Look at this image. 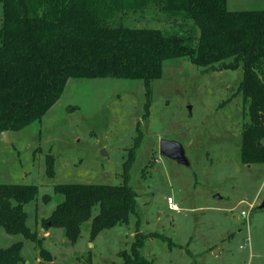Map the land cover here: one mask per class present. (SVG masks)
<instances>
[{
    "label": "rangeland",
    "instance_id": "374dc122",
    "mask_svg": "<svg viewBox=\"0 0 264 264\" xmlns=\"http://www.w3.org/2000/svg\"><path fill=\"white\" fill-rule=\"evenodd\" d=\"M228 5L231 11L264 10V0ZM148 17L125 23L162 28ZM2 23L0 3V29ZM243 76V68L203 72L187 57L167 60L163 77L153 83L149 114L143 80L70 79L42 121L10 132L9 140L0 134V184L38 187L25 210L28 226L42 235L43 221L65 200L56 186L123 184L124 164L139 141L129 173L138 213L93 242L92 220L75 244L63 229H46L42 248L55 257L53 263L36 242L4 228L0 248L23 242L20 264H86L89 257L95 264H123L121 253L131 251L138 230L167 238H149L142 250L156 264H264V164L241 159L249 122L239 92ZM163 141L181 144L189 165L163 156ZM49 155L56 158L52 178ZM169 197L179 212L170 208ZM99 212L96 206L93 217Z\"/></svg>",
    "mask_w": 264,
    "mask_h": 264
},
{
    "label": "trees",
    "instance_id": "16d2710c",
    "mask_svg": "<svg viewBox=\"0 0 264 264\" xmlns=\"http://www.w3.org/2000/svg\"><path fill=\"white\" fill-rule=\"evenodd\" d=\"M0 134L19 132L42 121L66 91L70 79L143 80L151 107L153 83L163 77L164 63L189 58L203 72L237 70L249 122L242 132V162L264 164V10L231 11L228 0H0ZM140 15L162 28L132 27ZM133 147L120 185L66 184L65 196L43 228H61L75 244L92 220L91 242L106 230L130 224L138 213V193L129 184ZM56 158L47 157V174L55 175ZM39 194L35 185L0 184V229L40 245L28 226L25 206ZM96 206L100 212L93 217ZM149 238L139 232L124 264H156L143 255ZM23 242L0 248V264H20ZM86 264H95L91 257Z\"/></svg>",
    "mask_w": 264,
    "mask_h": 264
},
{
    "label": "water",
    "instance_id": "95a60500",
    "mask_svg": "<svg viewBox=\"0 0 264 264\" xmlns=\"http://www.w3.org/2000/svg\"><path fill=\"white\" fill-rule=\"evenodd\" d=\"M2 135L5 139L9 140V132H4ZM160 150L163 156L171 158L181 164L189 165V161L186 157V151L181 144L163 141ZM261 207L264 208V204L261 205Z\"/></svg>",
    "mask_w": 264,
    "mask_h": 264
},
{
    "label": "crops",
    "instance_id": "0c3cea01",
    "mask_svg": "<svg viewBox=\"0 0 264 264\" xmlns=\"http://www.w3.org/2000/svg\"><path fill=\"white\" fill-rule=\"evenodd\" d=\"M229 6V5H228ZM9 136H10V133H9ZM173 198V197H172ZM175 202V201H174ZM170 206V205H169ZM253 207H254V204H251V207H250V212L253 210ZM131 222V221H130ZM138 230H136V234H135V239H136V236H137V234L139 233V232H141V231H138ZM42 235H39L40 237H41V239H43V241H44V239H46V237H49V232H47L46 231V229H44V228H42ZM141 233H143V232H141ZM148 235V234H147ZM150 235V234H149ZM54 259H53V261L51 262V263H53V262H55V257H53ZM109 264H111V263H109ZM123 264H124V261H123Z\"/></svg>",
    "mask_w": 264,
    "mask_h": 264
},
{
    "label": "built area",
    "instance_id": "2783aa9c",
    "mask_svg": "<svg viewBox=\"0 0 264 264\" xmlns=\"http://www.w3.org/2000/svg\"><path fill=\"white\" fill-rule=\"evenodd\" d=\"M168 203L170 205V208L174 211H177L179 212L181 210V208L174 202V199L172 197H169L168 199ZM251 213V212H250ZM250 213H246V212H243L242 215L243 216H246V217H249Z\"/></svg>",
    "mask_w": 264,
    "mask_h": 264
}]
</instances>
